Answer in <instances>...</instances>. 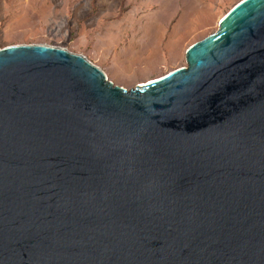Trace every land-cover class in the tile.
I'll use <instances>...</instances> for the list:
<instances>
[{
    "label": "water",
    "instance_id": "water-1",
    "mask_svg": "<svg viewBox=\"0 0 264 264\" xmlns=\"http://www.w3.org/2000/svg\"><path fill=\"white\" fill-rule=\"evenodd\" d=\"M128 91L0 50V264H264V0Z\"/></svg>",
    "mask_w": 264,
    "mask_h": 264
},
{
    "label": "rangeland",
    "instance_id": "rangeland-1",
    "mask_svg": "<svg viewBox=\"0 0 264 264\" xmlns=\"http://www.w3.org/2000/svg\"><path fill=\"white\" fill-rule=\"evenodd\" d=\"M241 0H0V50L48 45L82 55L130 91L186 67Z\"/></svg>",
    "mask_w": 264,
    "mask_h": 264
}]
</instances>
